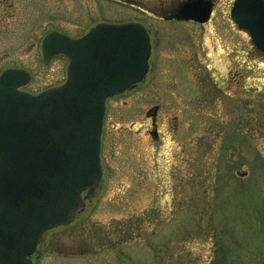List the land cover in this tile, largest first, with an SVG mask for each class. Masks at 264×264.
Instances as JSON below:
<instances>
[{
    "label": "rangeland",
    "instance_id": "rangeland-1",
    "mask_svg": "<svg viewBox=\"0 0 264 264\" xmlns=\"http://www.w3.org/2000/svg\"><path fill=\"white\" fill-rule=\"evenodd\" d=\"M180 1L10 0L0 16V73L29 70L32 93L66 79L65 55L43 61L50 31L139 21L152 41L144 81L107 100L96 195L46 231L35 264H207L226 229L243 254L264 249V52L234 0H215L204 23L164 18Z\"/></svg>",
    "mask_w": 264,
    "mask_h": 264
},
{
    "label": "water",
    "instance_id": "water-1",
    "mask_svg": "<svg viewBox=\"0 0 264 264\" xmlns=\"http://www.w3.org/2000/svg\"><path fill=\"white\" fill-rule=\"evenodd\" d=\"M213 5L181 0L163 17L203 23ZM231 15L264 52V0H235ZM151 52L141 22H100L77 38L59 31L44 37L45 63L69 57L62 84L31 93L21 89L28 70L0 74V264H34L44 233L73 222L96 195L106 100L143 80Z\"/></svg>",
    "mask_w": 264,
    "mask_h": 264
},
{
    "label": "trees",
    "instance_id": "trees-1",
    "mask_svg": "<svg viewBox=\"0 0 264 264\" xmlns=\"http://www.w3.org/2000/svg\"><path fill=\"white\" fill-rule=\"evenodd\" d=\"M229 232L226 229L215 233L213 255L207 264H264L263 248L243 254L237 235Z\"/></svg>",
    "mask_w": 264,
    "mask_h": 264
},
{
    "label": "flooded vegetation",
    "instance_id": "flooded-vegetation-1",
    "mask_svg": "<svg viewBox=\"0 0 264 264\" xmlns=\"http://www.w3.org/2000/svg\"><path fill=\"white\" fill-rule=\"evenodd\" d=\"M212 1H215V0H212ZM13 6L12 3H10V0H0V16L1 17H6L5 15L9 16L11 15L12 13H10L8 11V9H10V7ZM190 21H193V20H190ZM195 22V21H194ZM151 35V34H150ZM151 58V57H150ZM152 67V66H151ZM152 69V68H151ZM145 79V78H144ZM144 81V80H143ZM143 81L141 82H138L136 83L133 87H130L129 89L125 90L123 93L121 94H124V93H127L135 88L138 87L139 84H141ZM158 110H159V106L158 105H155V107H150L146 110V114H147V117L149 119H151L152 121V128L153 129H148V134H151L153 135L155 138H159L160 134H159V129L157 127V113H158ZM104 123H105V119H104ZM154 131H156V134H154ZM103 133H104V126H103V132H102V144H103ZM102 151V150H101ZM86 193V192H84ZM36 255V254H35ZM35 255H32V257L35 259L36 256Z\"/></svg>",
    "mask_w": 264,
    "mask_h": 264
}]
</instances>
